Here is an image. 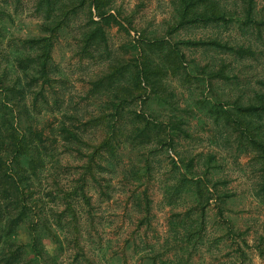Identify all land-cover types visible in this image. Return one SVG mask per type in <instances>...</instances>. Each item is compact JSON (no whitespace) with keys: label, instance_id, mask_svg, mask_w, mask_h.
Listing matches in <instances>:
<instances>
[{"label":"trees","instance_id":"obj_1","mask_svg":"<svg viewBox=\"0 0 264 264\" xmlns=\"http://www.w3.org/2000/svg\"><path fill=\"white\" fill-rule=\"evenodd\" d=\"M10 1L3 0L5 4ZM258 1L173 0L170 35L190 27L219 31L247 28L260 34L264 9L258 8ZM112 5V0H37L39 35L19 43L6 19L11 15L0 6V264H101L97 257L107 260L109 248L103 249L92 232L99 229L89 184L108 195L105 190L112 183L103 176L124 164L128 149L141 155L137 162L129 161L130 177L122 173L124 181L130 178L126 193L137 215L138 239L129 246L134 262L123 264H194L196 257L204 260L210 228L219 235L215 243L234 250L237 246L240 252L241 245L233 238L243 236L240 230L234 231L226 221L216 225L211 219L213 225H208L212 203L223 214L233 195L227 190V181L219 177L216 155L187 157L180 151L182 142L192 138L189 118L208 116L221 132L219 139L223 140V133L236 139L238 148L254 162L261 180L258 196L264 200V81L252 99L223 102L211 94L217 81H230L226 65L218 70L192 67L182 49L227 52L240 59L253 57L255 52L217 39L174 43L164 38L147 40L140 34L128 44L133 56L114 60L109 31L119 27L130 35L133 19L114 11ZM81 16L80 52L89 58L107 55L110 60L107 70L87 84V98L92 99L96 113L88 121L77 113H61L63 119L47 133L37 127L36 116L26 105L27 95L32 96L35 111L40 100V114L49 111L45 92L53 81L55 45ZM178 76L189 85L196 81L203 95L188 117L186 110L182 113L175 106L169 91V80ZM89 128L95 129L100 139H91ZM62 147L74 149L83 162L75 183L68 185L53 173L62 167ZM170 151L175 157H169L161 188L168 205L180 206V210L169 221L164 250L157 253L153 245L144 242L146 232L141 233L144 228L149 230L154 216L147 182L155 180L160 153ZM87 217L90 220L86 221ZM260 239L256 248L264 259V236ZM242 243L246 245L243 237ZM168 253H172L171 260ZM240 259L242 263L247 260L244 251Z\"/></svg>","mask_w":264,"mask_h":264},{"label":"rangeland","instance_id":"obj_2","mask_svg":"<svg viewBox=\"0 0 264 264\" xmlns=\"http://www.w3.org/2000/svg\"><path fill=\"white\" fill-rule=\"evenodd\" d=\"M112 1L114 11L121 12L124 17L133 19V30L130 35L119 27H114L109 31L112 59L123 57L129 59L133 56V51L129 49L128 44L136 41L140 34H145L147 40L154 41L164 38L173 40L174 43L185 40L217 39L236 47H251L255 56L240 59L235 54L227 52L183 48L182 51L192 67L199 66L218 70L221 65H226L230 81H217L211 97L223 102L237 99L248 101L254 97L256 91L263 88L261 82L264 81V29L258 34V31L247 28L219 31L213 28L190 27L170 35L173 25V0ZM0 6L11 15V18L7 17L6 19L12 28V37L18 43L26 38L39 35L38 25L41 23V17L36 12L37 0H11L8 4L0 0ZM258 8L264 9V0L258 1ZM82 23H84V16H81L71 29L62 33L55 45L53 81L51 86L46 87L45 92L49 102V111L40 114L42 100H40L38 110L35 111L32 107L33 98L30 94L27 95L26 105L29 107L30 113L36 116L37 127L44 128L47 133H50L53 125L56 126L57 121L63 119L61 113L70 115L77 113L83 121H88L96 113L92 99L87 98V84L107 70L110 60L107 55L103 58L83 56L78 45V30ZM169 85V91L173 94V103L182 113L186 110L187 113L184 114L188 117L189 112L195 108L194 104L203 98L201 89L198 88L196 81L189 85L181 76L171 78ZM155 109L160 111L157 107ZM162 118L164 117L162 116ZM67 122L69 123V121ZM189 126L192 138L182 142L180 151L187 157H195L200 153L216 155L218 164L221 166L219 177L227 181V190L233 195L232 200L224 206L223 214H220L216 203H212L208 225H213L212 221L214 223V220L216 225L219 221H226L234 231H241L246 242L245 245L242 243V237L233 236L234 240L241 245L240 252L237 246L235 250L225 247V245L221 246L219 243H215L219 237L216 230L210 228L207 238L208 242L210 241V245L207 247L209 250L203 252L204 260L196 257L194 264H264V259L259 256L256 248L261 241L260 238L264 236V200L258 196L261 180L255 172L251 156L240 150L236 139L227 133L222 134L223 140L219 139L221 132L208 116L189 118ZM87 134L91 139L98 137L100 139L101 137L93 128H89ZM226 137H228V141ZM61 150L62 167L54 169L53 173L59 175L65 185L75 183L81 172L83 163L80 161L81 157L74 149L64 150L62 147ZM63 152L65 153L63 154ZM124 156V164L116 172H108L103 176L104 179H109L112 183V187L105 190L108 195L101 194L94 183L89 184L90 196L96 209L94 220L99 229L92 231L93 236L97 242L102 244L103 249L109 248L107 260L97 257L101 264L134 262L133 249H130L129 246H133L138 239L136 234L137 215L131 210L130 196L126 193L129 188L127 182L130 178L128 181H124L122 173L126 172L130 177L129 161L135 163L141 155L128 149ZM169 157H175V154L172 151L160 153V165H157L154 170L155 180L151 178V182H147L153 200L154 216L149 230L145 231L146 228H144L141 233L144 235L146 232V235L143 236L144 242L148 246L153 245L157 253L164 250L163 245L169 233V221L180 210V206L168 205L161 188L163 179H166L168 173ZM88 220L90 217H87L86 221ZM223 224L225 225V223ZM48 247L53 250L50 243ZM171 247H175V245L172 244ZM243 251L247 255V260L244 263L240 259ZM97 253L101 255L100 252ZM167 256L169 257L167 259L171 260L172 253H168Z\"/></svg>","mask_w":264,"mask_h":264}]
</instances>
